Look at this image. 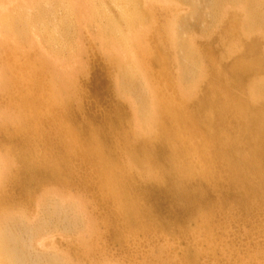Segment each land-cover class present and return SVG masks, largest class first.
<instances>
[{
    "label": "bare ground",
    "instance_id": "1",
    "mask_svg": "<svg viewBox=\"0 0 264 264\" xmlns=\"http://www.w3.org/2000/svg\"><path fill=\"white\" fill-rule=\"evenodd\" d=\"M52 1L45 0V3L50 4V7L45 6L42 2H33V5H30L32 9L30 12L29 10H24L25 8L22 5L14 7V10H11V12L7 10L9 13L1 11L0 9V25L7 34L15 33L24 42L30 40L29 31L35 26L34 24H37L36 26L40 30L46 32V34L48 33V40L54 41L53 35L51 36L48 32L50 28L49 24H52L51 20L54 21V26H57L56 29H58L60 26L63 27V25L65 27L72 26L71 23L76 16L73 14L72 4H70V1H67L66 9L69 12L66 10V13L60 18L59 16L56 18L53 17L54 10L51 7L53 5ZM112 1L117 7L118 13H115L116 15L110 13L108 7L105 8V5L103 7L98 1L93 6V14L95 15L93 17L96 18L97 16L101 20L98 24L101 23L100 25H103V32L108 33L106 36L109 35L106 41H104V45L108 46V49L105 50L107 53L105 57L117 70L115 78L118 84L117 89L123 95L130 96V99L134 100L136 104L135 113H137L135 117L141 120L139 122L134 120L138 123L136 125L138 127L135 126L132 128L131 134L126 133L122 136L118 131L113 132L118 133L125 142L121 154L122 158L125 157V163L122 167H118L117 165L118 168H115V163L111 165L110 163L103 162L102 154L98 150L95 149L94 151L88 146L82 147V142H80L78 137L75 139H71V136H67L65 139L62 138L64 139L61 143L63 150L58 149L56 153L52 149L53 146L51 147L53 139L50 138V133L46 134L48 138L46 139V149L52 155H56V157L52 156L48 158L45 156L43 158L42 154L38 151H31L26 153V155L21 154L19 156L18 154L9 152L8 158L9 156H13L15 160L21 161L22 163H31V167L28 163L23 164L16 169L15 173L10 175L11 173H7L9 169L6 171L3 167L5 162L2 160L3 156L1 155L0 264L66 263V257L62 258L63 255L59 257L58 253L52 252V254L38 252V249H36L37 251L33 250V243L50 227L61 228L62 231H77L84 226L82 216L76 210L79 206L75 208V204L71 199L57 198L55 197L56 195L51 197L52 194H49L41 202L39 201L41 198L36 202L37 204L40 202L39 209L41 211L39 210L35 219H31L26 213L27 206L16 205L15 200L7 193V188L12 186V188L18 189L23 194H27V188L36 182V178L34 177L36 172H40L46 176L49 174L53 175L56 180L55 182L62 186L67 182L68 178L66 176H60L58 165L66 155H69V157L73 155L79 158L80 161L90 160L98 168L95 171V175L99 177L100 183H102L100 190L101 198L105 201L114 199L117 204L115 213H109L107 217L111 220L112 218L120 219L122 221L120 224L124 225L125 231L126 228H128L127 230L129 228L140 229L145 226L143 224L140 226L139 223L141 218L148 213V209L145 206L141 207V209L139 207L136 208L138 206L136 204V198L143 197L151 200L153 205H159L158 196L161 194L166 196L170 193L169 190L176 192L180 196L178 198L185 199L188 202L187 205H180L182 212L187 213L193 209H197V214L200 215L199 219H203L209 225L208 222L212 216V211L211 208H207V205L205 206L206 195L202 193L203 191L190 190L187 187L197 175H199L197 178L199 182H202L204 179L206 183L212 184L214 189L210 187V194L213 195L211 198L213 204H217V202L223 201L226 198H236L242 195L248 198L251 195L255 196L256 193L259 199L264 198V170L261 169L259 164V161L264 159V77L258 81H256L257 79L253 80L254 77L251 80H247L252 70L257 72L259 66L264 64V47L262 48L260 44L261 40H263L264 44V37L260 35L261 31H264V10H262V7L264 8V0H205L209 3L207 8L201 6V0H191L194 5L193 9L191 8V12L180 16L176 15V13L174 18H172V11L174 9H172L170 3L172 1L176 3L180 0H167L169 3L161 1V3L159 2L160 5L156 6L158 7L156 11H154L155 8L149 10L150 8L146 9V7H143L142 0ZM225 5H231L234 10L233 15H231L230 25L234 28L236 41L241 44L239 52L240 54H244V56L249 55L248 61L241 63L239 61L233 63L232 66L230 65V69L234 72L232 74L236 78L235 83H232V77L230 76L232 74H229V71L226 69L223 71L214 68L209 76L206 75L208 72L206 73L204 71L203 73V57H201L200 51H196L194 45L189 40L190 37L185 36L186 32L200 25L205 17H216L220 12L224 13ZM28 6H26V9H30ZM218 18L220 17L218 16ZM160 21L162 22L160 23ZM147 23H149L150 27L149 29L146 28L143 35L145 37L149 30L153 42L151 44L150 41L148 43L139 41V43H142L138 45L134 42L133 34L130 36V32L135 31L138 27L140 28L138 31L143 32L145 28L143 29L142 27ZM168 31L171 33L164 40L163 33ZM60 34L66 35L65 33ZM1 45L3 44L1 43ZM163 45H168L173 50L165 49ZM149 46L151 47L148 49ZM118 50L124 53L125 56H122ZM161 50L164 52V55L166 54L165 56H167L168 60L173 58L179 61L180 69H178L181 71L180 75L182 74L185 80H188V82L191 80L190 84H194V80L196 81V78H201L200 76L203 74L202 80L211 84V90L214 93L201 98H199L197 93L195 95L190 94V96H185L180 94L179 91V94L175 91L176 94L173 95L172 90H174V86L171 82L172 79L168 80L171 86V95L160 90V87L153 88L152 85H149V82L153 84V81L157 83L161 79L159 75L161 72L155 73L154 77V74H151L154 73L153 70L145 68L142 63H145L146 59L150 55H154L156 51L161 53ZM229 51H233V49L230 48ZM7 52L6 58H8L7 56H13L14 52L11 48H8ZM11 67H13V64L7 67V69L10 70L9 68ZM147 74H150V80L146 78ZM42 76L40 74L35 75V81H41ZM246 80L247 82L245 83ZM184 81L182 80V82ZM14 82L16 80L14 81V78H11V81L4 85L0 79V88L7 85L13 86ZM245 87L249 91L246 92L244 90ZM50 89L48 98L49 105L52 104L51 106H54L53 104H57L59 110L50 109L49 113L46 114L47 117H43L44 115L42 113L36 112L33 114L35 117L30 115L27 119L18 114H13V116L9 114L10 116H6L2 120L4 122H1L2 125L0 128L3 136L8 137V139H4L7 143L13 144V146H27L30 144L34 148L31 143L30 133H33L37 137L44 135L38 127L35 128L32 125L34 121L40 119L39 121L43 122L48 117L49 119L57 118L64 121L65 115L67 114H65V110L68 109L66 99H68L67 95L71 93L69 89L66 90L64 100L59 96V92L54 87L50 86ZM2 90L0 91L2 92ZM10 90H4V93L10 92ZM29 97L31 103L34 105L41 103L39 96L33 94V96L30 95ZM28 98L21 99L22 101H29L27 100ZM13 106L8 105L7 107H12L15 112L16 110L18 111L19 106L18 108L16 105ZM196 110L199 111L198 113L200 115L203 114V116L198 117L194 113ZM165 121L170 122V128L165 125ZM199 123L213 126L212 129L205 130L206 133L210 132V139L204 136L205 143L200 142L192 145L189 151L190 153L188 152V154L186 151L192 143L190 142L189 145L184 137H180V133L184 136L188 131L195 132L200 130L202 125L200 126ZM50 128L58 134L59 131L66 132V128H63V122H56ZM152 129H154L153 132ZM9 137L17 139L15 141V139ZM66 139L69 141L72 140V147L68 145L69 141ZM138 147H143L144 152L140 151ZM68 149L75 153L69 152L71 154H66ZM47 150L45 151V155L47 154ZM157 151L164 152V157L160 156ZM142 155L146 156L143 158ZM5 158L9 161L7 157ZM8 163L11 165V160ZM136 168H142L143 170L140 169L141 171H139L137 169L135 171L134 169ZM167 174H172L173 176L167 178ZM123 177L126 180L125 182L122 181L124 180ZM131 178L135 181L134 183L128 182ZM253 179V182L250 181ZM247 181L252 182V185H249ZM78 182L84 186L90 185V182L83 181V179L78 180ZM229 183L230 185H228ZM157 185H159L158 188L154 190L152 187ZM226 189H228L229 193H226ZM157 190L161 193L154 194ZM241 191L243 194H240ZM31 195L29 194L30 202L33 201ZM85 222H87L86 219ZM108 226L110 227L109 232L115 238L121 235L119 232V230H122L120 229V225V228L117 224H114L113 227L110 221L108 222ZM46 231L48 232V230ZM89 250L91 249L89 248ZM186 256H191L189 251Z\"/></svg>",
    "mask_w": 264,
    "mask_h": 264
},
{
    "label": "rangeland",
    "instance_id": "2",
    "mask_svg": "<svg viewBox=\"0 0 264 264\" xmlns=\"http://www.w3.org/2000/svg\"><path fill=\"white\" fill-rule=\"evenodd\" d=\"M67 1H70V4H72L73 14L76 17L73 16L74 21L72 22L73 24L71 23L72 26L65 27L63 25V27L60 26L58 29H56L57 26H54V21L51 20L52 24H49L50 28L48 32L51 36L53 35L54 41H49L47 37L48 33L46 34V32L40 30L36 26L37 24H34L35 26L29 31L30 40L24 42L15 33L7 34L0 25V79L4 85L9 83L11 78H14V81L16 80L13 86L7 85L5 87L9 88L3 86L0 88V90L3 89L2 92L0 91V123H3L4 121L2 120L6 116H10L9 114L11 116L18 114L27 119L30 115L35 117L33 114L36 112L42 113L43 117H47L46 114L49 113L50 109L57 110L59 108L57 104H53L54 106H51L52 104L49 105L50 86L54 87L59 92V96L64 100L66 90L69 89L71 93L67 95L68 99H66V103L68 109L65 110V114H67L64 121L57 118L49 119L48 117L43 122L39 121L40 119L33 122L32 125L35 128L38 127L44 133L40 137L30 133L31 143L34 148L30 144L27 146H13V144L7 143L4 139H8V137L3 136V133L0 131V156H3L2 160L5 162L3 167L6 171L9 169L7 173H11L10 175L15 173L16 169L23 164L28 163L31 167V163H22L15 160L13 156H9V159V152L18 154L19 156L21 154L26 155V153L31 151H38L42 154L43 158L45 156L48 158L52 156L56 157V155H52L46 149V139H48L46 134L49 133L51 134L50 138L53 139L51 147L53 146L52 149L56 153L58 149L63 150L61 143L67 136H71V139L78 137L80 142H82V147L88 146L94 151L95 149L98 150L102 154L103 162L110 163L111 165L115 163V168L122 167L125 163V157L122 158L121 154L125 142L118 133L113 132L118 131L122 136L126 133L131 134L132 128L138 125L134 120L141 121L135 117L137 113H135L136 104L134 100L130 99V96L123 95L117 89L118 84L115 79L117 70L105 57L107 55L105 50L108 49V46L104 45V41H106L109 35L106 36L108 33L103 32V25H100L101 23L98 24L101 20L97 16V20L93 17L95 16L93 14V6L96 2L99 1L103 7L104 5L105 8L108 7L110 13L113 15L118 13L116 5L112 0H53V5L51 6L54 10L53 17L59 16L60 18L66 13V10L69 12L66 9ZM161 1L168 2L167 0H142V4L146 9L150 8L149 10H151L155 8L154 11H156L158 10L156 6H159ZM33 2H42L45 6L50 7V4L45 3V0H0V9L4 12H8L7 10L11 12V10H14V7L22 5L25 8L24 10H29L30 12L32 10L30 5H33ZM208 4L207 1L201 0L203 8H207ZM170 5L174 9L172 11L173 16L171 15L172 18H174L176 13L179 16L189 14L194 7L191 0L189 2L188 0H180L176 3L172 1ZM26 6L30 7V9H26ZM224 9V13L220 12L216 17H205L200 25L185 34L188 38L190 37L189 40L194 45L196 51H200L199 53L203 57L202 66L204 69L202 72H208L207 74L205 73L207 76L210 75L214 68L223 71L226 69L229 71V74H232L234 72L230 69V65L232 66L233 63L239 61L240 63L246 62L249 58V55L244 56V54H240L241 44L236 41L234 28L230 25L231 15H233L234 11L233 7L227 5ZM262 10H264L263 7ZM156 13L155 15L157 16ZM94 18L97 22L94 21ZM161 20L163 21V19ZM170 20L172 21V19ZM149 27L150 25L147 23L142 27L143 29L145 28L143 32L138 31L139 27L135 31L133 30L134 32H130V36L133 34L136 44L139 45L142 42L148 43L149 41L152 44L153 40L151 39L149 30L145 37L143 35L146 28L149 29ZM60 33H65L66 35H61ZM170 33L169 31L163 33L164 37H162L164 40L167 39ZM260 35L264 37V31H261ZM139 41L142 42L139 43ZM260 44L263 48V40H261ZM163 47L173 50L168 45H163ZM8 48H11L14 53L12 57L7 56L8 58H6ZM230 48L233 51H229ZM158 51L154 55H150L145 63H142L145 68L153 70L154 73L151 74H154V77L155 73L161 72L159 73L161 79L157 83L152 80L153 84L149 82V85H152L153 88L160 87V90L171 95V86L168 80L172 79L171 82L174 86V90H172L173 95L176 92L178 94L180 92V94L185 96L197 93L199 98H201L214 93L211 90V84L202 80L203 74L200 76L201 78H196V81L194 80V84H190L191 80L188 82V80L183 78L182 74L180 75L179 61L173 58L168 60L162 50L160 51L161 53ZM119 53L125 56L124 53ZM118 56L121 57L120 55ZM175 58L177 59V57ZM12 64L13 67L8 70L7 67ZM263 69L264 64L259 66L257 72L252 70L247 80H251L252 77H254L253 80H261L264 77ZM38 74L43 76L41 81L36 82L35 75ZM230 76L232 77V83H235L236 78L234 74ZM146 78L150 80V74H147ZM182 80L185 81L182 82ZM186 81L187 83H185ZM65 84L66 86H64ZM8 89H11L10 92H6L5 94L4 90L7 91ZM244 90L246 92L249 91L246 87ZM33 94L40 97V104L34 105L31 103L29 96H33ZM21 98H28L27 100L29 101H22ZM24 102L26 103L24 104ZM52 103L54 102L52 101ZM8 105L12 107L16 105L17 108L19 106V109L15 112L12 107H7ZM198 112V110L194 111L198 117L203 116V114L200 115ZM56 122H63V128H66L65 133L59 131L58 134L52 131L50 127ZM2 123L0 124V128ZM164 123L170 128L169 121H165ZM199 125H202L200 130L195 132L188 131L184 136L180 133V137H184L189 145L190 142L192 143L186 153L190 151L192 145L200 142L205 143L204 136L210 139V132L206 133L205 130H210L213 126H208V124L204 123H199ZM9 138L15 139V141L17 139L14 137ZM71 144L72 140L68 142L70 147H72ZM138 148L144 152L143 147ZM46 150L47 154L45 155ZM69 152L75 153L68 149L66 154ZM157 152L160 156L164 157V152ZM10 160L12 162L11 165L8 163ZM259 164L261 169L264 170V159L260 160ZM5 165H8V167ZM217 167L219 168V166ZM96 169L98 168L90 160L80 161L79 158L73 155L70 157L66 155L58 165L60 176L68 178L67 182H65L66 184L64 183L60 186L55 182L56 180L53 175L48 173L47 177L40 172H36L34 174L36 182L27 188V194H23L18 189L8 186L7 193L15 200L16 205L27 206L26 213L31 219H35L39 210L41 211L39 203L49 194H52L51 197L56 195L55 197L57 198L71 199L75 204V208L79 206L76 210L82 216L84 226L77 231H62L61 228L50 227L46 229L48 232L45 230L44 234L42 233L41 237H38V240L33 243V250L37 251L36 249H38V252L46 253L55 252L56 254L58 253L59 257L63 255L62 258L66 257L65 264H264V198L259 199L257 193L255 196L251 195L248 198L242 195L237 196L239 198H226L223 201L217 202V204H213L211 201L213 195L210 194L211 188L214 189L212 184L206 183L204 179L202 182H199L197 179L199 175H197L187 187L190 190L203 191L202 193L206 195L205 206L207 205V208H211L212 211V216L209 215L211 216L208 222L209 225L203 219H199L200 215L197 214V209L187 212L188 214L182 212L180 205H187L188 202L185 199L178 198L180 196L176 192L169 190L170 193L166 196L162 194L158 196L159 205H153L151 200L143 197L136 198V204L138 205L136 208L139 207L141 209V207L145 206L148 209V213L141 218L139 223L140 226L142 224L145 226L140 229L131 228L132 230L130 228L127 230L128 228H126L125 231L124 225L120 224L122 222L120 219L112 218L111 220L107 217L109 213H115L117 204L114 199L105 201L101 198L100 190L102 183H100L99 177L95 175ZM137 169L141 171L140 169L142 168L134 170L136 171ZM62 172L66 175H63ZM171 176L173 175H166L167 178ZM80 179L90 182V185H82L78 182ZM123 179L122 181L125 182L124 177ZM250 181L253 182L254 179ZM128 182L134 183L135 181L131 178ZM252 182L247 181L249 185H252ZM158 186H153L152 188L155 190ZM226 191V193H229L228 189ZM158 193L161 192L157 190L154 194ZM29 194H32L31 197H33V201L31 202ZM132 194L136 196L134 192ZM240 194H243V192L241 191ZM38 200L40 202L37 204ZM85 219L87 222H85ZM110 221L113 227L114 224L121 226V228L119 226L122 229L121 231L119 230L121 235L118 238H115L109 232L110 227L108 226V222ZM188 251L191 256H186Z\"/></svg>",
    "mask_w": 264,
    "mask_h": 264
}]
</instances>
